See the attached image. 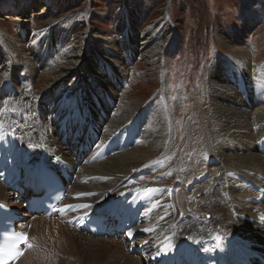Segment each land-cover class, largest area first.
<instances>
[{
    "label": "bare ground",
    "instance_id": "obj_1",
    "mask_svg": "<svg viewBox=\"0 0 264 264\" xmlns=\"http://www.w3.org/2000/svg\"><path fill=\"white\" fill-rule=\"evenodd\" d=\"M6 2L0 0V9ZM135 12L123 9L116 25L117 35L107 40L95 38L89 30L86 35H75L74 24L79 16L51 21L39 32L31 31L22 21L15 39L0 34V142L10 137L21 153L33 149L32 160L43 148L46 155L57 154L72 161L78 154V144H82L79 154L83 155L64 202L74 206L75 212L61 219L27 220L26 245L31 247L14 264H157L182 253L186 247L183 240L196 252L212 251L217 244L236 246L242 253L264 252V233L256 226L264 217V201L259 198L264 194V85L257 80L262 77L256 75L262 95L257 109L251 112L232 91L230 76H239L242 67L258 73L264 70V66L252 65L249 50L242 46L244 36L258 22L256 14L253 11L244 17V27L232 41L233 54L216 56L207 68V86L214 96V125L208 128L206 157L210 167H217L218 176L206 188L208 193L204 183L200 187V180H190L187 191L174 193V188L165 189L167 171L158 163L172 156L171 134L163 121L164 107L153 103L144 109L148 118L136 132V125L142 121L137 115L138 102H128L112 89L114 83L110 84L118 82L119 87L128 73L126 61L135 56L141 58L150 75L162 72L161 59L168 46L162 37L170 31L168 13H162L140 32L135 26ZM11 20L20 21L19 17ZM69 41L72 45L64 48ZM109 51L116 53L115 60L107 56ZM40 62L44 75L59 68L37 90L31 77ZM102 62L105 66L101 67ZM91 91L95 105L89 101ZM218 99L222 100L217 103ZM95 111H102L104 117L95 115ZM84 124L96 132V140L89 135L82 139ZM108 141L115 145V153L105 159L95 158L96 151ZM89 143L96 144V149L85 150L84 145ZM179 164L175 160L170 173L183 184L185 178L179 180L176 175ZM147 174H154L156 179L144 181ZM230 175L237 181L229 180ZM247 183L258 187L259 194ZM182 192L190 200L182 198ZM120 194L146 204L141 224L132 232L131 237L137 236L132 242L92 238L66 223L69 217L93 213ZM0 200L14 205L12 193L5 191L1 181ZM252 200L261 203L258 206ZM194 206L184 218L181 208L185 211ZM228 256L235 258L238 253L229 250Z\"/></svg>",
    "mask_w": 264,
    "mask_h": 264
},
{
    "label": "rangeland",
    "instance_id": "obj_2",
    "mask_svg": "<svg viewBox=\"0 0 264 264\" xmlns=\"http://www.w3.org/2000/svg\"><path fill=\"white\" fill-rule=\"evenodd\" d=\"M123 9L136 11L132 14L136 29L140 32L162 13H168L170 31L162 37L168 46L161 59V73L150 75L141 58L135 56L126 61L128 73L119 82V87L116 86L118 82L110 81L111 85L114 83L112 89L126 97L128 102H138L137 115L142 121L140 125H136V132H139L148 118L144 109L153 103L164 107V126L172 135L169 140L172 144V156L169 160L158 162L160 168L167 171L163 178L164 186L181 182L170 173L173 162L178 160L180 164L177 167V178L185 180L174 189V193L187 191L188 182L199 179L203 181L199 184L200 187L204 183L203 188L208 193L206 188L211 187L216 180L218 170L217 167L208 165L206 157L207 143L210 142L208 128L214 125V96L210 95L213 90L207 86V68L212 66L216 56L229 57L233 54L232 41L242 31L246 14L253 11L258 22L244 36L242 46L249 50L252 65L264 66V0H7L0 9V34L15 39L22 21L31 31L39 32L45 30L51 21L60 22L69 16H79L80 20L74 24L75 35H86L89 30L97 39H112L117 35L116 25ZM14 17H19L20 21H12L11 18ZM70 45L72 44L69 41L64 48ZM107 56L115 60L117 55L109 51ZM44 57L46 56L42 59ZM102 63L101 67L105 66ZM41 64L42 62L36 65L35 75L31 77L37 90L44 85L49 75H44ZM224 64L226 66L225 61ZM58 68L50 71L49 76L56 75ZM245 70L242 67L239 76L230 75L233 79L231 89L245 108L253 112L257 109L262 95L256 85V75L262 77L257 80H261L264 85V70L259 73ZM244 79L247 80L246 83ZM31 84L29 83L30 88ZM88 95L90 103L95 105L94 92L91 91ZM221 100L216 101L219 103ZM95 115L104 117L103 112L97 114L95 111ZM144 179L155 180L156 176L147 174ZM231 179L237 181V178L230 175L229 180ZM197 188L198 185L195 186ZM181 196L187 201L190 200L183 192ZM181 202L179 204L183 207ZM181 209L185 218L189 217L190 214L187 213L195 209V206L185 211L184 208ZM207 217L209 218L208 214L205 215L206 219Z\"/></svg>",
    "mask_w": 264,
    "mask_h": 264
},
{
    "label": "snow or ice",
    "instance_id": "obj_3",
    "mask_svg": "<svg viewBox=\"0 0 264 264\" xmlns=\"http://www.w3.org/2000/svg\"><path fill=\"white\" fill-rule=\"evenodd\" d=\"M0 128H3L2 124H0ZM147 191H151V190H147ZM262 219H264V217H262ZM131 235H132V233L130 232L129 236H131ZM22 243H27V237L23 233H20V234L15 236V242L11 246V249H9L8 251L4 252L3 255H11L12 258H14V259L16 257L22 255L23 253H21L19 251V246ZM29 247H31V245H29ZM12 249H15V251H13ZM206 251H207V249H206Z\"/></svg>",
    "mask_w": 264,
    "mask_h": 264
}]
</instances>
